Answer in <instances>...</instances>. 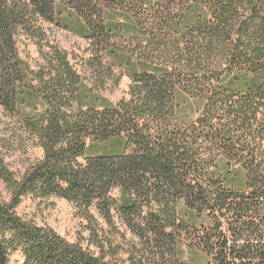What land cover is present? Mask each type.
<instances>
[{
  "label": "trees",
  "instance_id": "trees-1",
  "mask_svg": "<svg viewBox=\"0 0 264 264\" xmlns=\"http://www.w3.org/2000/svg\"><path fill=\"white\" fill-rule=\"evenodd\" d=\"M109 4L0 0V104L15 139L43 150L17 174L0 139L10 193L0 264L18 250L24 264H264V0H169L168 15L183 17L166 23L161 43L149 38L139 61L124 57L132 82L116 104L49 38L59 5L72 8L82 23L71 26L97 47L86 65L114 77L103 56L120 29L103 21ZM23 38L39 48L36 66ZM180 91L205 100L196 120L181 118ZM108 142L118 144L97 150ZM29 195L69 200L87 234L72 242L21 216Z\"/></svg>",
  "mask_w": 264,
  "mask_h": 264
},
{
  "label": "rangeland",
  "instance_id": "rangeland-1",
  "mask_svg": "<svg viewBox=\"0 0 264 264\" xmlns=\"http://www.w3.org/2000/svg\"><path fill=\"white\" fill-rule=\"evenodd\" d=\"M109 6L105 7L103 14L104 23L120 29L112 32L109 37L107 49L103 51L104 63L107 66H114V77L106 78L96 74L86 62L94 58L97 47L93 49L92 42L81 34L80 30L71 26V21L81 22L80 16L70 7L59 5L58 15L62 26L49 25L50 41L65 49L76 66L86 85L107 98L111 103L116 104L128 96L132 82L125 67L121 66L124 57L131 56L134 62L141 58V48L146 46L149 38L158 37L157 42L161 43L166 23H178L183 14L175 16L168 15L164 10L169 0H109ZM160 9V13L158 12ZM167 17V18H166ZM82 23V22H81ZM105 44V43H104ZM22 55L34 66L41 60L38 46L32 40L23 38L20 43ZM101 49V48H100ZM117 50L118 56L110 52ZM147 67L153 63L147 61ZM139 71H143L142 65L138 62ZM119 77V82L116 79ZM180 116L187 121H194L203 111L205 100L194 97L185 91L179 92ZM0 104V139H5L8 145L4 149L6 161L10 168L17 174L43 156V150L34 145L31 140L17 141L15 129L18 124ZM28 138V137H27ZM118 144V143H117ZM114 142L101 143L97 147L99 151L113 150L117 146ZM10 193L4 182L0 180V202L7 201ZM18 213L28 220H32L41 226H49L69 241H77L81 235H86V221L79 213L76 206L69 200L61 197L49 199L36 198L34 196L24 197L17 208ZM201 263H206L205 254H199ZM25 257L21 250L10 255V264H24Z\"/></svg>",
  "mask_w": 264,
  "mask_h": 264
}]
</instances>
